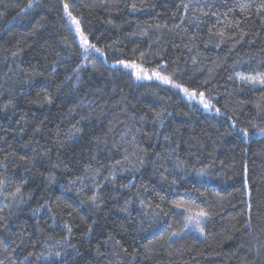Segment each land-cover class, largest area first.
Returning <instances> with one entry per match:
<instances>
[{
    "label": "trees",
    "instance_id": "trees-1",
    "mask_svg": "<svg viewBox=\"0 0 264 264\" xmlns=\"http://www.w3.org/2000/svg\"><path fill=\"white\" fill-rule=\"evenodd\" d=\"M257 78L264 0H0V264H264Z\"/></svg>",
    "mask_w": 264,
    "mask_h": 264
},
{
    "label": "snow or ice",
    "instance_id": "snow-or-ice-1",
    "mask_svg": "<svg viewBox=\"0 0 264 264\" xmlns=\"http://www.w3.org/2000/svg\"><path fill=\"white\" fill-rule=\"evenodd\" d=\"M29 7H31V5H29ZM64 8H65V11L68 12V15L71 18L72 23L76 25V30H77V33H78V35L80 37V43L84 47L85 51L87 52L89 49H95V51L99 52L100 50L95 48V45L89 43L88 37L84 34V32L80 28L79 21L75 17L72 16L70 11H68V9H69L68 4H65ZM121 63H123V61H121ZM125 67H129V65H125ZM131 67H136V65H131ZM154 75L156 76L157 79L161 80L165 84L172 83L170 78L167 77V76H162L159 73H155ZM141 78L142 77H141L140 73H137V79H141ZM242 79H244V78H242ZM247 82L248 83H252V84H259L261 87H264V78L247 79ZM173 87L181 89V91H183L191 99H196L197 96H199L200 103L203 104L204 108L205 109H209L210 108V105L207 102H205V100H204V93L201 92V93L197 94L195 91L189 92V90L187 88H183L180 84H173ZM48 102L50 103L51 101H48ZM218 111L219 110L217 109V112ZM233 127H234V125H233ZM241 132H243V134L245 136H247V132L246 131L241 129ZM196 216L197 217H204V216H206V213L203 212V211H200V212L196 213ZM189 219H191V217H189ZM173 235H178V234L177 233H173Z\"/></svg>",
    "mask_w": 264,
    "mask_h": 264
},
{
    "label": "rangeland",
    "instance_id": "rangeland-1",
    "mask_svg": "<svg viewBox=\"0 0 264 264\" xmlns=\"http://www.w3.org/2000/svg\"><path fill=\"white\" fill-rule=\"evenodd\" d=\"M113 66V65H112ZM121 66H123V65H121ZM127 69H128V67H126ZM130 69H128L133 75H135L136 77H137V73H140V75H141V79H156V80H158V81H160V82H162L161 80H159V79H157L156 78V76L154 75L155 73L154 72H151V73H148V72H146V71H144V70H142V69H140V68H138V67H129ZM142 70V71H141ZM189 92H192V91H189ZM181 93L183 94V96L184 97H186V98H188V99H190L191 100V98L188 96V95H186L183 91H181Z\"/></svg>",
    "mask_w": 264,
    "mask_h": 264
}]
</instances>
